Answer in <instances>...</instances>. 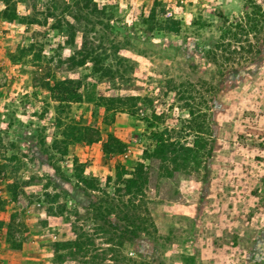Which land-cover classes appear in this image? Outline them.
Wrapping results in <instances>:
<instances>
[{
    "label": "rangeland",
    "instance_id": "obj_1",
    "mask_svg": "<svg viewBox=\"0 0 264 264\" xmlns=\"http://www.w3.org/2000/svg\"><path fill=\"white\" fill-rule=\"evenodd\" d=\"M10 1L14 20L0 0V264H264V0H92L117 52L101 25L74 21L72 0ZM170 17L177 34L159 29ZM86 34L115 79L79 64ZM66 77L82 81V101L57 111L50 87ZM100 95H132L135 113L107 110ZM81 125L92 131L77 138ZM157 129L177 150L150 162ZM109 134L121 148L103 150ZM139 162L150 168L133 200L115 191L116 173ZM99 199L135 201L156 232L128 231ZM76 237L84 255L56 261L54 242Z\"/></svg>",
    "mask_w": 264,
    "mask_h": 264
},
{
    "label": "trees",
    "instance_id": "obj_2",
    "mask_svg": "<svg viewBox=\"0 0 264 264\" xmlns=\"http://www.w3.org/2000/svg\"><path fill=\"white\" fill-rule=\"evenodd\" d=\"M10 3L6 6V8L2 11V16L7 20H14L19 18L17 14V9L15 3ZM74 2V9H70L68 6L65 10L72 13L73 19L75 22H78L80 26L82 22H89L92 26L101 25L102 26V45L106 41L110 46V50L116 51L119 49L117 45H115V41L113 39V35H108L105 33L104 30L106 25L102 21L105 15V11L103 8H99L95 2L92 0H72ZM77 11V12H76ZM156 7H152L148 18L152 20L155 16ZM51 16H55L54 13H50ZM56 28H60V20L56 19ZM108 22V21H107ZM235 25L242 27L240 22L237 20L234 21ZM240 24V25H239ZM58 26V27H57ZM181 28L180 21L174 18H168L164 20L161 24H159V29L167 31L171 34H177ZM244 31V28H242ZM87 34L84 35V39L82 41V49L79 51L80 60L78 61L79 64H84L87 61L92 63V72L98 73L100 77H108L110 79H115L118 71H114L112 68L113 65L111 63L105 64L104 58L97 53L94 47L88 48L87 44ZM104 51H107V47H103ZM118 56V55H116ZM121 57V56H120ZM125 59L122 58L121 61ZM81 85L82 81L80 79H74L70 77H66L63 79H58L53 82L50 87V95L51 97L57 102L56 110L61 111L63 110L65 105H69L70 103L81 102L82 101V94H81ZM101 99L103 100L102 103L97 102L99 105H104L107 110L116 111H127L132 115L135 113L136 102L134 101V97L132 95H112V96H103L100 95V102ZM148 121V119H147ZM58 122H61L59 119ZM72 124L74 128L78 127L76 121H73ZM148 127L153 128V122L148 121ZM82 127L79 128L77 138H81V133L83 132L85 135L88 134L87 131H92L91 127L87 125H81ZM96 134H99L98 131H95ZM76 134V133H74ZM152 136L154 137L155 145L152 150H145L144 151V159L148 161H152L154 159H163L168 153L176 151V145L174 141L171 139L165 138L166 130H155L151 131ZM90 141H94L92 137H88ZM113 140L115 142V146L121 148V142L116 139L112 134L108 135V140L103 145V150L106 152H111L116 147L111 146L109 142ZM69 144V143H68ZM66 148L62 149V153H67V146ZM117 149V148H116ZM118 150V149H117ZM121 150V149H120ZM76 159L74 158V162ZM150 168V164L146 165L144 162H139L137 167L133 171H128L123 167L117 170L116 176L117 181L120 183L119 186L115 188V191H123L125 195L132 196V199L135 200L137 195H141L143 186L147 183V169ZM76 177L86 185L90 189L97 190L98 184H96L92 179H88L83 175V171L78 169L77 164L75 165ZM128 174L129 176H125ZM111 177H108V180ZM130 204H125L121 206V204L115 203L112 200L106 199H99V206L100 208L104 209L105 216H122L123 220L125 221V228L128 231L134 232L135 235L140 233L151 235V233L156 232L154 222L150 216V214L144 213L140 208L136 206L135 201L129 199ZM4 224L2 220H0V225ZM112 224V223H111ZM113 229L118 230V227L113 226ZM13 247H19V243L15 241L12 242ZM61 249H68L70 250L68 253H63ZM85 243H83L79 237L75 239H66V240H59L55 241L53 245V251L56 261H64L68 258H77L75 252H82L84 255L85 251ZM85 264L87 262L84 261ZM88 264H97L93 259L92 262Z\"/></svg>",
    "mask_w": 264,
    "mask_h": 264
}]
</instances>
